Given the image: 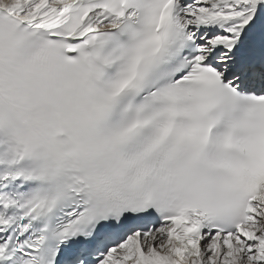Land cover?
<instances>
[{
	"label": "snow or ice",
	"instance_id": "6c2138e0",
	"mask_svg": "<svg viewBox=\"0 0 264 264\" xmlns=\"http://www.w3.org/2000/svg\"><path fill=\"white\" fill-rule=\"evenodd\" d=\"M0 264H264V0H0Z\"/></svg>",
	"mask_w": 264,
	"mask_h": 264
}]
</instances>
